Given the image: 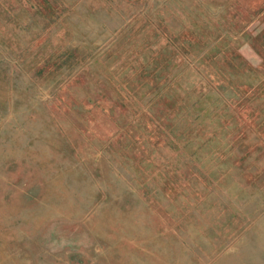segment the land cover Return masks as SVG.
<instances>
[{"label": "rangeland", "instance_id": "obj_1", "mask_svg": "<svg viewBox=\"0 0 264 264\" xmlns=\"http://www.w3.org/2000/svg\"><path fill=\"white\" fill-rule=\"evenodd\" d=\"M0 264H264V0H0Z\"/></svg>", "mask_w": 264, "mask_h": 264}]
</instances>
